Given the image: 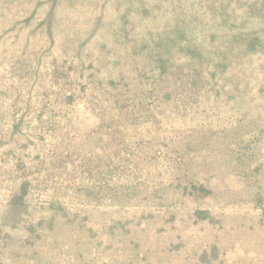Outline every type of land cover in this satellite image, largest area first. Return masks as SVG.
I'll return each instance as SVG.
<instances>
[{"label": "rangeland", "instance_id": "1", "mask_svg": "<svg viewBox=\"0 0 264 264\" xmlns=\"http://www.w3.org/2000/svg\"><path fill=\"white\" fill-rule=\"evenodd\" d=\"M0 264H264V0H0Z\"/></svg>", "mask_w": 264, "mask_h": 264}]
</instances>
